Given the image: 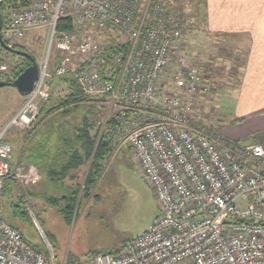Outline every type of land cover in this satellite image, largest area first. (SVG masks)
<instances>
[{
    "label": "built area",
    "instance_id": "obj_1",
    "mask_svg": "<svg viewBox=\"0 0 264 264\" xmlns=\"http://www.w3.org/2000/svg\"><path fill=\"white\" fill-rule=\"evenodd\" d=\"M161 3L27 0L6 11L2 37L19 41L30 30H51V43L55 38L56 51L65 55L54 76L71 74L87 95L103 99V128L114 153L128 150L155 193L159 214L152 225L116 255L99 254L90 264H264V143H226L192 124L193 99L208 89L198 69L175 55L181 13ZM68 14L76 28L94 23L127 35V51L113 53L86 39L75 44L76 28L57 33ZM75 45L81 56L72 64L67 58ZM51 74L46 66L40 70L11 123L29 127L35 121L50 97ZM10 156L11 145L0 137V188L8 173L25 187L41 180L35 166L13 167ZM0 264L57 262L0 221ZM61 264L75 263L64 258Z\"/></svg>",
    "mask_w": 264,
    "mask_h": 264
},
{
    "label": "rangeland",
    "instance_id": "obj_2",
    "mask_svg": "<svg viewBox=\"0 0 264 264\" xmlns=\"http://www.w3.org/2000/svg\"><path fill=\"white\" fill-rule=\"evenodd\" d=\"M159 2L168 6L170 11L177 15L181 13L183 35L181 40H178L174 45L175 55H182L187 66L198 69L203 84L208 89L204 92L203 99H200L198 95L193 99L192 124L200 125L206 130L211 129L214 132L213 134L218 136L219 131L225 139H228V141H224L226 143L230 141L240 143L251 141L250 137L243 140L230 139L222 132L223 125L229 124L228 113H230V110L228 108L233 107L232 101L228 97L230 93L233 94L238 88L237 77L236 79L231 78L230 72L234 64L239 65L242 63V59H245L246 54L245 52L231 51L235 46H238V39L208 35L204 16V0H163ZM76 29L78 33L75 44L86 39L106 49L110 45L128 41V36L120 31L100 29L94 23H87L78 26ZM55 40L54 38L53 43H51V30L44 27L28 31L26 36L19 41L8 40L7 42L11 47L13 45L22 47L26 53L33 56L39 71L46 66L47 70L52 73L51 78L57 79L63 75L54 76L55 68L59 63V61L55 62V58L59 57L61 59L65 55H61L56 51ZM73 51L67 59L69 63L75 64L81 55L76 52V45ZM232 53L236 57L233 58L236 60L234 62L229 56ZM19 60V57L0 51V79L7 76ZM166 84L167 82L163 85ZM55 87L54 92L50 88V97L47 101L51 97L56 99L65 94L66 90L63 83H59ZM82 91L86 94L84 90ZM87 96L90 97L91 95ZM96 97L98 96L91 97L95 99L91 105L97 111L95 122L96 125H100L101 134L105 132L103 124L106 120L104 109L106 104H104L102 98ZM25 100L26 98L21 96L12 86L6 85L0 88V137L6 139L11 145L12 154L10 159H12V155L16 150L14 141L17 135L21 133L22 129L29 128L35 122L29 127L18 122L11 123L24 105ZM219 139L221 140L220 136ZM15 181L17 182V180ZM89 198L79 210L76 219L73 217L69 226L63 223L60 224V227L54 225L49 215L40 212V204L29 207V216L34 225H38L35 227L46 246L47 253L52 254L56 260L62 259V257L63 260L67 258V252L70 253L71 257L80 260H84L88 254L96 251L108 252L109 254L116 253L127 240L136 238L145 232L159 214V206L153 189L141 173L139 165L133 161L126 149L116 153L113 151L105 160L103 173ZM6 208L3 200L0 199V211L1 209L6 210ZM43 217L47 218V223L56 237L59 248L51 245L46 238L38 221ZM59 249H62V251Z\"/></svg>",
    "mask_w": 264,
    "mask_h": 264
},
{
    "label": "trees",
    "instance_id": "obj_3",
    "mask_svg": "<svg viewBox=\"0 0 264 264\" xmlns=\"http://www.w3.org/2000/svg\"><path fill=\"white\" fill-rule=\"evenodd\" d=\"M26 4L27 0H10L5 4L0 3L1 32L7 20L6 11ZM75 28V17L73 14H68L60 19L56 32L73 33ZM5 43L8 45L7 41ZM128 47L129 41H125L110 45L107 50L113 53L125 52ZM11 48L25 52L18 45H13ZM0 51L20 59L10 73L3 76L0 81L12 82L31 65L30 58L12 53L1 45ZM30 57L33 58L31 55ZM58 61L59 57H56L55 62ZM59 83L65 86V94L56 99L51 97L40 106L35 122L29 128L22 129L15 138L16 150L10 159L13 167L34 165L41 175V180L34 186L25 187L13 179L12 173H8L3 178L0 188V199L7 207L6 210L1 209L0 221L18 230L22 239L33 250L46 255L48 254L46 246L29 216V207L40 204V212L49 215L54 225L60 227L63 223L69 226L73 217L76 219L81 207L90 199L103 173V163L114 151L106 133L100 134V125H96L97 111L91 105L95 99L83 93L72 75L51 78L49 84L52 92ZM242 121V119L233 120L230 124L235 125ZM218 133L221 141H228L219 131ZM250 140L264 141V131L255 133ZM3 141L8 142L4 138ZM38 221L51 245L59 248L47 218L43 217ZM59 250L62 251V249ZM118 252L110 255H116ZM102 253L109 254L96 251L88 254L84 260H80L71 257L67 252L66 260L68 263L90 264ZM62 261L63 257L56 260L57 264H61Z\"/></svg>",
    "mask_w": 264,
    "mask_h": 264
},
{
    "label": "crops",
    "instance_id": "obj_4",
    "mask_svg": "<svg viewBox=\"0 0 264 264\" xmlns=\"http://www.w3.org/2000/svg\"><path fill=\"white\" fill-rule=\"evenodd\" d=\"M204 3L208 35L237 38L238 46L231 51L246 53L242 63L234 64L230 72L234 79L237 77L238 88L228 97L233 107L228 108L229 124L222 128L227 138L243 140L264 131V0H204ZM229 56L236 61L233 53ZM203 94L198 95L200 99ZM238 119L243 121L230 124Z\"/></svg>",
    "mask_w": 264,
    "mask_h": 264
},
{
    "label": "water",
    "instance_id": "obj_5",
    "mask_svg": "<svg viewBox=\"0 0 264 264\" xmlns=\"http://www.w3.org/2000/svg\"><path fill=\"white\" fill-rule=\"evenodd\" d=\"M1 25L2 21L0 19V45L4 48H6L8 51L15 53L19 56L30 58L31 65L27 67L16 79H14L12 82H4L0 81V88L6 85L14 87L18 93L25 97L28 95L33 89L37 82L39 70L38 65L34 58H31L30 55L24 51L15 50L6 45L2 35H1ZM37 227L38 225L35 224Z\"/></svg>",
    "mask_w": 264,
    "mask_h": 264
},
{
    "label": "bare ground",
    "instance_id": "obj_6",
    "mask_svg": "<svg viewBox=\"0 0 264 264\" xmlns=\"http://www.w3.org/2000/svg\"><path fill=\"white\" fill-rule=\"evenodd\" d=\"M58 24V23H57ZM56 27H57V25H56ZM55 31H56V28H55ZM40 72V71H39Z\"/></svg>",
    "mask_w": 264,
    "mask_h": 264
}]
</instances>
